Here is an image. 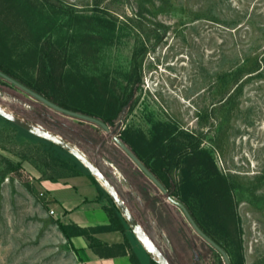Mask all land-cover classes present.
I'll return each instance as SVG.
<instances>
[{"label":"rangeland","instance_id":"rangeland-1","mask_svg":"<svg viewBox=\"0 0 264 264\" xmlns=\"http://www.w3.org/2000/svg\"><path fill=\"white\" fill-rule=\"evenodd\" d=\"M0 55L29 80L50 59L65 82L116 101L109 130L55 115L170 264L226 263L168 192L133 172L114 139L123 128L149 134L168 122L192 133L231 184L221 246L231 264L240 256L264 264V0H0ZM0 103L27 118L40 108L1 78ZM64 173L38 139L0 115V264H83L38 185ZM172 177L180 180L176 169ZM127 228L140 264H158Z\"/></svg>","mask_w":264,"mask_h":264},{"label":"trees","instance_id":"trees-1","mask_svg":"<svg viewBox=\"0 0 264 264\" xmlns=\"http://www.w3.org/2000/svg\"><path fill=\"white\" fill-rule=\"evenodd\" d=\"M2 57L3 56L0 55V70L2 72L30 89L44 95L54 103L64 108L95 116L104 121L107 125L109 123L111 124L117 116L118 110L116 101L104 99V97L97 94H92L93 91L90 85H72L70 82H65V79L57 76L54 72L53 63L50 62V59L42 61L37 78L35 80H29L23 79L17 73L12 66L13 64L10 59L9 61H6ZM0 78L3 82L18 87L1 75ZM75 93L81 96L80 100L76 97L72 98V94ZM28 94L30 95V93ZM36 100L40 103V108H35L34 113L32 115L30 114L28 118L45 125L80 146L76 141L65 136L66 132L61 129L60 120L55 114L58 112L61 114L64 113L51 108L38 99ZM97 125L100 126L99 124ZM18 128L42 143L43 149L50 154L52 159L59 166L67 171V173L62 174L61 176L78 175L83 173L87 174L100 191L98 200H102L105 196L109 201V206H105L110 216L109 224L83 228L76 224H65L61 221H57V224L66 239L69 240L72 235H85L90 240V246L95 249H97V246L108 249L112 246H125L124 244H127L129 240L127 233H125L128 229L126 226L127 224L123 220V217L120 215L107 191L87 170V168L72 153L68 152L60 145L32 134L25 129ZM119 138L160 180L166 188L165 193L168 192L169 194L180 196L181 201L185 204L199 227L217 243L222 245L220 239L222 237L221 234L227 226L224 221H227V213L228 211L230 212L232 210L231 207H233L231 184L228 177L220 172L212 154L200 145V142L195 139V136L190 132L178 129L171 123L160 122L152 128L149 134L142 130H135L130 127L123 128L120 131ZM118 150L119 152H122L124 156L130 158L122 148ZM96 164L98 165L97 162ZM118 166L121 171L126 174L124 168L120 164ZM98 167L109 178L107 172H105L99 165ZM175 169L179 172L180 176L178 183L172 182V172ZM133 172L137 175H142V171L139 168ZM111 182L113 183V181ZM172 188H174V190L171 192ZM233 216L235 218L234 214ZM111 230L123 231L126 235L124 243H116L110 247L106 243H102L96 238H93L90 234V232L95 233ZM187 243L190 247V240L187 241ZM99 252L101 254L103 253L101 251ZM130 255L134 264H140L134 252ZM233 264H243L242 257L240 256L237 258Z\"/></svg>","mask_w":264,"mask_h":264},{"label":"crops","instance_id":"crops-1","mask_svg":"<svg viewBox=\"0 0 264 264\" xmlns=\"http://www.w3.org/2000/svg\"><path fill=\"white\" fill-rule=\"evenodd\" d=\"M38 185L47 205L55 211L53 216L58 221L83 228L110 223V216L105 208L109 206V201L105 196L98 200L100 191L87 174L65 175L53 180L43 178L38 181ZM125 233L129 237L128 243L122 247L112 246L124 243ZM125 233L121 230L90 232L93 238L112 246L110 249L91 247L90 240L85 235H72L68 241L83 264H134L130 254L135 249V241L129 229ZM140 259L145 264L144 258Z\"/></svg>","mask_w":264,"mask_h":264},{"label":"water","instance_id":"water-1","mask_svg":"<svg viewBox=\"0 0 264 264\" xmlns=\"http://www.w3.org/2000/svg\"><path fill=\"white\" fill-rule=\"evenodd\" d=\"M0 75L4 78L8 79L21 89L30 93L36 99L42 101L46 105L50 106L53 109H56L64 114H67L72 117L81 118L87 121H91L99 124L103 129L109 130V126L102 121L101 119L91 116L79 111H75L72 109L64 108L44 95L30 89L24 84L20 83L16 79L10 77L6 73L0 70ZM0 115L5 119L11 121L18 127L29 131L32 134L48 139L61 147H63L68 152L72 153L86 168L87 170L96 178V180L101 184V186L107 191L113 203L117 207L120 215L123 217V220L127 224V226L131 229L134 236L138 239L140 244L147 251L149 256H151L158 264H170L166 256L162 253L160 248L156 245L153 239L150 237L148 232L142 226L140 220L137 218L132 209L128 206L124 198L120 195L114 184L110 181V179L104 174V172L98 167L96 162L92 160L88 155L75 143L62 136L56 131L51 130L50 128L42 125L41 123L36 122L30 118L20 116L19 114L8 110L5 106L0 103ZM115 141L120 145V147L124 150V152L132 159V161L138 166V168L152 181L154 182L163 192L166 191L164 185L160 182V180L144 165V163L132 152V150L118 137H114ZM168 200L173 204L178 206L188 221L191 223L193 228L206 240L208 241L214 248H216L222 255L226 264H231L228 253L226 250L217 243L213 238H211L208 234H206L196 223L191 213L185 206V204L179 199L175 198L173 195H167ZM143 217V215H142ZM144 218V217H143Z\"/></svg>","mask_w":264,"mask_h":264},{"label":"built area","instance_id":"built-area-1","mask_svg":"<svg viewBox=\"0 0 264 264\" xmlns=\"http://www.w3.org/2000/svg\"><path fill=\"white\" fill-rule=\"evenodd\" d=\"M42 194H43V193H41V195H42ZM50 213L53 214V215H55V211H54L52 208L50 209Z\"/></svg>","mask_w":264,"mask_h":264}]
</instances>
